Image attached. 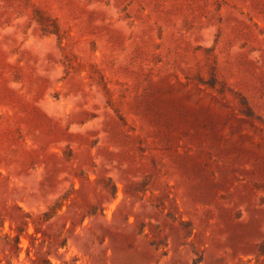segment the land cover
<instances>
[{"label":"rangeland","instance_id":"374dc122","mask_svg":"<svg viewBox=\"0 0 264 264\" xmlns=\"http://www.w3.org/2000/svg\"><path fill=\"white\" fill-rule=\"evenodd\" d=\"M0 264H264V0H0Z\"/></svg>","mask_w":264,"mask_h":264}]
</instances>
